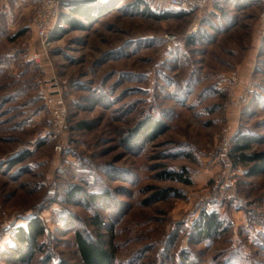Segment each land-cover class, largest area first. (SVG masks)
<instances>
[{
  "label": "rangeland",
  "instance_id": "rangeland-1",
  "mask_svg": "<svg viewBox=\"0 0 264 264\" xmlns=\"http://www.w3.org/2000/svg\"><path fill=\"white\" fill-rule=\"evenodd\" d=\"M130 1L80 3L95 18L59 24L34 62L40 46L31 19L40 0H0V264H22L14 249L31 253L27 264H82L77 232L100 239L114 264H264V173L247 177L248 166L238 164L225 199L206 200L208 190L218 193L223 128L232 141L253 138L245 153L264 152L258 8L204 11L192 40L166 43L146 37L180 33L195 13L155 21L129 12ZM229 76L242 84L234 100ZM51 77L61 84L66 136L39 139L50 126ZM145 119L167 130L136 144L129 135ZM164 171L184 172L190 184L163 180ZM167 189L178 195L153 198ZM90 194L101 195L92 201ZM203 208L222 222L208 240L192 226ZM31 218L45 232L22 248L13 231Z\"/></svg>",
  "mask_w": 264,
  "mask_h": 264
},
{
  "label": "trees",
  "instance_id": "trees-1",
  "mask_svg": "<svg viewBox=\"0 0 264 264\" xmlns=\"http://www.w3.org/2000/svg\"><path fill=\"white\" fill-rule=\"evenodd\" d=\"M128 9L131 13L151 18L155 21L182 19L193 13V10L183 8L156 13L152 11L147 0H131ZM96 14H93L92 11L90 12L89 5L87 4H65L60 14L59 24L63 23L70 26L80 25L79 21H81V17L85 20H90L95 18ZM190 39L192 40V38H189L188 40ZM80 125L84 126V124ZM166 130V126L160 121L145 119L138 125V127L132 130L129 138L136 144L138 142L140 144L147 143L163 135ZM253 142V138L250 136L238 135L235 137L230 150L234 166L238 164L248 166L246 169L247 177L257 176L264 173V152L245 153ZM160 175L163 180H172L174 182H180L187 185L190 184L188 178L184 177V172L177 173L173 171H164L163 173H160ZM71 193L75 195L76 190ZM171 193L178 195L176 190L167 189L154 194L153 198L155 200L165 199ZM100 195L101 194H90L91 200L94 201L95 199H98L97 197H100ZM192 226L194 233L199 240L204 238L208 240L220 231L222 222L220 221L219 215L216 211L208 212L207 209L203 208L200 210L198 218L194 220V223H192ZM44 232L45 229L42 226L41 221L38 218H31L27 221L24 227H16L13 231V236L22 248L24 246L28 247L29 244L31 245V248H33L37 239L41 237ZM74 238L79 259L82 264H114L113 253L100 239L89 240L78 232L75 233ZM14 252V259H16L19 263L27 264L31 260V253H28L25 250L22 251V249H14Z\"/></svg>",
  "mask_w": 264,
  "mask_h": 264
},
{
  "label": "built area",
  "instance_id": "built-area-1",
  "mask_svg": "<svg viewBox=\"0 0 264 264\" xmlns=\"http://www.w3.org/2000/svg\"><path fill=\"white\" fill-rule=\"evenodd\" d=\"M89 1V0H88ZM87 0H40V3L35 8L32 15V26L36 33L37 41L39 42V51L33 53L31 59L34 62H39L41 52L48 49L50 46V36L59 25L60 14L65 4L75 5L88 2ZM210 0H147L155 12L170 11L176 9H191L194 14V21L185 30L180 33L164 32L158 35H148L147 39L160 40L166 43H185L189 38L197 34L198 22L200 13H203ZM260 5L259 23L264 28V0H254ZM226 91L228 97L234 100L235 90L242 87L241 82L236 76H229L225 80ZM48 92L44 96V106L49 118L50 126L43 132L39 139L63 138L67 111L63 100V92L61 84L58 83L56 77H51L47 84ZM238 105V103L233 102ZM233 135L229 128L222 129L217 147L215 161L220 167V172L215 174L216 184L213 186L212 193L208 190L209 197L206 200H223L224 187L232 185L235 181L237 169L234 167L233 160L230 154ZM62 141L57 140L55 150L60 152L62 149ZM220 179V180H218ZM222 182L223 186L218 187V183Z\"/></svg>",
  "mask_w": 264,
  "mask_h": 264
},
{
  "label": "crops",
  "instance_id": "crops-1",
  "mask_svg": "<svg viewBox=\"0 0 264 264\" xmlns=\"http://www.w3.org/2000/svg\"><path fill=\"white\" fill-rule=\"evenodd\" d=\"M227 3L230 5L234 4V6H237L238 8H245L248 6L256 5L258 11L260 12V5L254 0H210L203 16H205L207 13H209V15H214L217 14L218 11L221 12L222 8H224V5ZM202 20L204 22V17ZM207 211L211 212L213 211V209Z\"/></svg>",
  "mask_w": 264,
  "mask_h": 264
}]
</instances>
